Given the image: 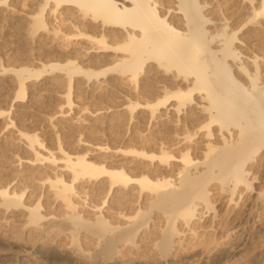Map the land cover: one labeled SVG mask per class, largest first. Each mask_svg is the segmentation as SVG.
<instances>
[{
	"label": "bare ground",
	"instance_id": "1",
	"mask_svg": "<svg viewBox=\"0 0 264 264\" xmlns=\"http://www.w3.org/2000/svg\"><path fill=\"white\" fill-rule=\"evenodd\" d=\"M22 1L0 0L1 14L13 19ZM29 5L20 31L39 41L51 34L65 49L47 65L2 69L14 94L0 110L1 128L23 155L12 158L14 175L0 178V219L36 237L13 250L14 240L0 235V264H47L74 258L71 252L77 264H182L186 237L217 230L229 209L234 224L222 241H208L218 250L213 259L232 241H240L236 250L246 239L263 242L264 185L254 183L264 167V0ZM44 76L64 85L53 94L55 111L42 116L46 128L66 125L71 114L77 127L102 115L112 131L122 130L118 140L100 144L79 134L70 150L58 133L49 147L18 127L34 113L30 82ZM73 92L109 93L116 103L89 111ZM11 109L20 115L11 117ZM56 233L69 237L68 249L50 242Z\"/></svg>",
	"mask_w": 264,
	"mask_h": 264
},
{
	"label": "rangeland",
	"instance_id": "2",
	"mask_svg": "<svg viewBox=\"0 0 264 264\" xmlns=\"http://www.w3.org/2000/svg\"><path fill=\"white\" fill-rule=\"evenodd\" d=\"M29 2H30V0H26L25 2L22 1L21 5L19 7L20 13H18L19 15L17 14L13 19H7V17H5L4 14L2 15L0 12V74L2 73V69L5 67L25 66V65L26 66L27 65L32 66V67H35L37 65L40 67V65L44 64V63H45L44 65L50 64V62L51 63L54 62V61H50V60L56 61V59H58V57H59L58 54H60L61 51H63L65 49L63 47L64 46L63 42L60 41V39H58V37H56V36H54V38H53V35H51V34L45 35L39 41L37 39L35 40L34 39L35 37L32 38V35L30 33L28 35L27 32H26L27 34L21 32L24 29V27L22 25L25 24L23 21L25 20L24 17L26 15V13L28 11H32V7H30ZM21 27H23V28L21 29ZM24 34H26V36ZM29 39L31 41H33V43H34L33 45H32V42L29 41ZM34 40H35V42H34ZM27 43H30V44H27ZM38 61H40L41 63ZM48 61H50V62L47 63ZM8 78H10L9 74H6V73L3 74L2 73L0 75V84L3 82L0 85L1 86L0 87V91H1L0 110H6V109L10 108L7 106H10V101H11L10 98L14 94V90L12 91L14 85H12V87H10L11 82L8 81L9 80ZM45 78L47 79L48 77L44 76V79L41 78V80H39V82H37V83H34V80H32L30 82V83H32V86L34 85L33 86L34 90H32L31 87H30L31 89L29 88L30 93L32 92V94H36V95H34V98H33L36 101L35 102L33 101L31 103V105H33V107H34V108L32 107V110L34 113H32L33 114L31 117L32 119L30 118V119H25L22 121L20 119L18 121H15V123H16V125H18V127L22 126L21 128L25 127L23 129H26L29 132H31V131L36 132L38 134V136L49 147H52L55 145L54 143H56V140H57V139L55 140V135L58 133L59 137L62 136L61 140L63 142V145L65 147H68L70 150H71V148H72V150L74 149V147H73L74 141H75L76 137L79 136V134H81V136L84 139H87V140H90L93 142H97L100 144L107 143L110 145L111 141L118 140V137H116V134L119 135L120 132L122 133V130L119 128L116 129V127H114V130L112 131L111 125L110 126L107 125L108 123L106 122V120L103 119L102 115H100V118L93 124L94 126L88 125L85 121H84L85 123H82V121L80 120L81 122L78 124L79 126L77 127V125H75L77 127V128H75V126L71 122V120H72L71 116L75 117V115L71 114L70 116H68L69 118L67 117L68 121L66 120V122H64V123H66V125L54 123V125H53L54 128L53 129L50 127L49 128L52 130H55V131H52L49 128H46L47 125H46V123H44L42 121L43 120L42 116H44L46 114H51L55 111L56 106H57L56 104H57V102H59V100L56 99V97L54 95L56 93H58V91L62 92L64 90L63 89L64 85L62 86V83L60 84L63 87L62 88L58 82H57L58 84H56V82H47L45 80ZM44 80L46 82H44ZM79 81L81 82L80 79H79ZM41 82H43V83H41ZM52 83H54V84H52ZM50 84H51V86L48 87ZM8 88H9L10 92H9ZM6 95H8V97ZM111 95L112 94H109V93L108 94L107 93H104V94L103 93L102 94L96 93V94L92 95L90 92H86V93L85 92H82V93L73 92L72 98H73V100H75L79 104V106L81 105L82 107H87L88 108L87 110H89V111H95L99 108H103L107 105H111V104L116 103L115 102L116 99L113 96L111 97ZM4 96H5V98H4ZM10 112H11V117H15V114L20 115V111H17L16 109H11ZM41 117H42V119H41ZM101 117H102V119H101ZM2 121L3 120L0 119V132H1L0 133V148H1V146L4 147V145H5V148H4L5 150L3 149V147L0 149V152H2V150L4 151L0 155V159H1L0 160V166H5L6 168L8 166H11L10 168L8 167L9 169H7V170L6 169L2 170L3 167L2 168L0 167V169H1L0 178L2 177V179L4 178L3 180H6L8 177L11 178V176L14 175L13 173H14V171H16L14 169L18 170V167L14 165L15 163L12 164L13 163L12 158L14 159V155L20 156V155H23V153L20 150H18L19 148H17L18 145H20V144H18L17 142L15 144H13L10 141L11 139H8L10 137V132L9 131H3L4 129L1 128L2 127V123H1ZM103 121H105V122L103 123ZM43 123L45 124V126ZM69 125H72V126L69 127ZM73 127H74V130H73ZM90 127H91V129H90ZM62 128L64 130L63 132L65 133L64 135H63V132L61 131ZM89 130H91V131H89ZM92 131H94V133ZM109 131H112V132H109ZM53 132L56 134H54ZM61 133H62V135H61ZM96 133H98V134L96 135ZM110 133L114 134V135L112 134L113 138H111L112 136L109 137ZM121 133H120V135H121ZM4 135H5V137H4ZM8 135H9V137H8ZM3 138H4V140H3ZM5 138H7L8 142ZM56 138H57V136H56ZM71 141L73 142V144ZM9 142L11 143L12 147L8 146V145H10ZM2 143H4V144L1 145ZM16 144H17V147H16ZM70 145H72V146H70ZM259 169L257 170V174H256V181L257 182L254 183V185H256V186L264 185V167L259 168ZM2 171H5V172L3 173ZM3 174L5 175V177H3ZM97 201L100 203V200H97ZM229 210H231V209H229ZM229 210L225 211L226 213L222 212V214H221L222 216H220L221 218L219 219V223H221V224L217 230L207 231L206 229H201L198 232L197 236L189 237V238H188V236L186 237L187 239L183 242V245H182L183 248H181V251H179V254H178L179 261L182 264H264V259L259 258L258 254H257V252H259L260 248L262 251L264 250V245H263L264 241L263 242L262 241H254L252 239H246L245 244L241 247L240 250H236V248H235V246L238 245L240 243V241H232V242L230 241L231 244L228 243V245H230V246L227 245L228 248L230 247L229 251L226 252L224 254V256L222 255L221 257H218L217 259H213L218 250L214 251L216 248L212 245V243L211 244L208 243V241L210 242L213 238H215V237L219 238L220 236H221L220 239L217 238V240H219V242L224 239V236L227 232V229L232 227V225L234 224V221L236 220V214L231 213V211H229ZM52 211H55V210H52ZM6 222L1 221V219H0V235L5 234L6 236L4 235V237L6 240L8 239L7 241H9V242L14 240L15 245L12 247L13 250H20L21 246L29 245L33 242V240H35L34 238L36 237V233L32 232V234L29 236L25 235L24 233L16 230L14 228V225L11 223V221H8L7 223ZM213 234H214V236H213ZM54 236H55V234H52L51 239L50 238L49 239H50V242H51V240H53V242H55L54 240H56V242L54 244H57V246L59 245L60 247H58V248L62 249L64 247V248L68 249L67 246L70 247V244H71L70 241H69L70 244L69 243L67 244L69 237L67 238L66 235H61V234H60V236H57V233H56L57 237L56 236L54 237ZM52 237L55 239H53ZM65 244L67 246H65ZM207 244H209V246ZM210 245H212L213 248L210 247ZM0 246L1 247L3 246L2 248H5V245L3 243H1ZM207 246H208V248H206ZM146 253L150 254V252H148V251ZM71 254H72V256H74V258L77 257L72 252H71ZM74 258H68L67 260L63 259V258H59V257L51 258V259H49L47 264H77V262L75 261L76 259H74ZM182 261H184V263Z\"/></svg>",
	"mask_w": 264,
	"mask_h": 264
}]
</instances>
